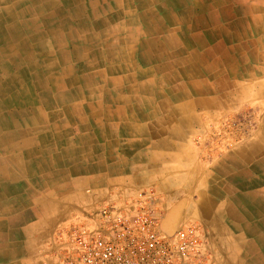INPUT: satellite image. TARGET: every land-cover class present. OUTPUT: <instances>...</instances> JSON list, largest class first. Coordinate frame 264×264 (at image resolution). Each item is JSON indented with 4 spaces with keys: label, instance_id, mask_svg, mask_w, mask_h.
I'll return each mask as SVG.
<instances>
[{
    "label": "crops",
    "instance_id": "1",
    "mask_svg": "<svg viewBox=\"0 0 264 264\" xmlns=\"http://www.w3.org/2000/svg\"><path fill=\"white\" fill-rule=\"evenodd\" d=\"M52 1L0 0V247H8L0 248V260L9 264L56 263L55 231L73 212L114 200L129 188L174 183L184 177L177 171L187 163L192 145L187 122L193 115L171 103L176 96L169 95L164 110L158 111V105L131 114L128 104H117L125 102L124 96L106 95L116 104L107 106L104 115L102 107L92 104L88 111L85 105L80 110L85 97H70V109L63 110L65 102L59 99L49 100L48 106L34 95H14L20 87L19 68L33 63V56L22 62L25 54L16 45L17 34L32 46L33 33L48 36L49 22H80L83 13L93 16L95 7L98 11L108 3ZM5 38L15 48L2 55ZM5 69L11 77H1ZM26 79L31 87L33 80ZM158 98L154 96L155 102H163ZM29 110L41 115L30 116ZM28 115L27 124L18 125ZM162 118L169 124L163 125ZM263 131L261 127L255 141L221 158L218 175L224 187H213L207 198L210 211L201 212L213 264H264ZM236 178L240 190L234 189Z\"/></svg>",
    "mask_w": 264,
    "mask_h": 264
},
{
    "label": "rangeland",
    "instance_id": "2",
    "mask_svg": "<svg viewBox=\"0 0 264 264\" xmlns=\"http://www.w3.org/2000/svg\"><path fill=\"white\" fill-rule=\"evenodd\" d=\"M107 2L106 6H99L98 11L95 7L93 16L83 13L80 22H51L68 37L63 39V44L74 40L73 44L85 53L72 59L73 73L81 75L80 83L76 84H80L79 90L85 95L82 99L85 109L89 110V104L96 105L97 109L102 107L105 115L106 107L110 109L116 104L109 101L113 94L125 97V102L117 104H128L131 114L133 110L148 112L162 105L157 108L159 111L169 105V95L176 96L178 99L171 103L179 111L193 115L187 122L193 131L189 137L192 145L187 150V163L178 167L177 172L184 173V177L174 183H161V188L160 185L129 188L114 200H103L73 212L55 231L58 260L54 264H60L59 232L63 228L75 224L84 214L99 210L104 203L125 205L129 195L138 191L148 195L167 238L188 222L204 223L200 202L213 195V187H224L225 181L218 175L221 158L235 147L255 141L261 127L264 128V0ZM66 17L70 18L68 14ZM94 20L103 22L94 26ZM37 35H40L39 44L50 42L49 35ZM96 36L97 43L87 44ZM17 46L25 54L22 62L28 61L33 44L31 46L24 38ZM68 46L71 49V45ZM53 57L51 61L56 62L60 58L59 54ZM39 63L36 76L30 77L34 84L53 72L47 67L49 63L40 68ZM60 68L58 64L57 70ZM11 76L12 72L7 69L1 75L3 78ZM40 86L35 84L34 97L40 99L49 95L51 100L65 102L64 106L70 105V97L77 96L70 90L57 93L53 85L45 86L47 93H42ZM154 96H161L158 99L163 102H155ZM191 98L194 100L186 102ZM162 121L163 125L169 124V119L168 123L164 118ZM171 121L170 124H174ZM238 183L236 178L235 190L243 188ZM171 211H175L177 222L172 219L174 225L166 229L164 218ZM0 264L9 263L0 260ZM41 264L48 263L44 260Z\"/></svg>",
    "mask_w": 264,
    "mask_h": 264
},
{
    "label": "built area",
    "instance_id": "3",
    "mask_svg": "<svg viewBox=\"0 0 264 264\" xmlns=\"http://www.w3.org/2000/svg\"><path fill=\"white\" fill-rule=\"evenodd\" d=\"M104 203L59 232L60 264H211L205 229L188 222L169 238L146 192Z\"/></svg>",
    "mask_w": 264,
    "mask_h": 264
},
{
    "label": "bare ground",
    "instance_id": "4",
    "mask_svg": "<svg viewBox=\"0 0 264 264\" xmlns=\"http://www.w3.org/2000/svg\"><path fill=\"white\" fill-rule=\"evenodd\" d=\"M71 1H74V0H71ZM51 3H54L52 0H50ZM25 3V2H24ZM26 4V3H25ZM51 15V14H49ZM131 15V14H130ZM52 16V15H51ZM102 20H94L92 21L93 22V25H97V24H100ZM16 22V21H15ZM32 22V21H31ZM103 22V21H102ZM33 24V23H32ZM35 24V23H34ZM2 28V27H1ZM47 28H48V35L50 36L49 38V41L48 44H47V41H43L39 44V42H37V39L40 38V35H37L38 33H33V55L29 54L27 56V59H28V62H30V58L32 57V61L33 63L29 66V68H26V67H23V68H20V70L17 72V75L19 76V83H20V87L19 89L14 93V95H18V96H25L27 97L26 95H34V87H35V84H38L40 85L41 84V89L43 90L42 93H47V91L45 90V86L47 85H53L54 88L56 89L57 93H60L61 91L63 93H65L66 90H70L72 92H74V94H76L78 97H84L85 95H82V91L80 92L79 90V86L80 84H76L77 82L80 83V80H81V75L80 76H77L75 75L73 72L75 70H73L74 66H73V61L72 59L74 57H81V56H84L85 53H82V50L78 49V47L76 46V44H73L75 41L73 40V43L71 41V43H64L63 44V39H67L68 37L65 35V33H62L60 28L58 26H55V25H52L51 22L48 23L47 25ZM4 29V28H3ZM6 29V28H5ZM4 29V30H5ZM9 29V28H8ZM26 29V28H25ZM10 30V29H9ZM29 30V29H27ZM72 32H74V30H71ZM88 31V30H87ZM86 31V32H87ZM59 32V33H58ZM17 34V33H16ZM113 34V33H112ZM72 35V38H73V33H71ZM116 35V34H115ZM114 35V36H115ZM13 36V35H12ZM110 36V35H109ZM24 37L21 36V35H18L16 36V43H18L19 40H23ZM42 40V39H41ZM5 41L7 42V44L3 47V51H2V55L3 54H7V52L11 51L14 47L13 44L10 43V39L9 38H5ZM38 43V44H37ZM91 43H97V36L96 37H91L89 41H87V44H89L90 46H92ZM50 44L52 46H50ZM62 44L64 46H62ZM71 45V49H68V45ZM17 45V44H16ZM89 46V47H90ZM18 47V46H17ZM52 47L56 48V50H53ZM60 47V49L58 48ZM73 47H75V49H72ZM54 48V49H55ZM58 48V49H57ZM47 49V50H45ZM98 49V48H97ZM36 50H41L42 53L40 54H37L35 53ZM69 50V51H68ZM39 53V52H38ZM60 56L59 59H57V62L56 61H51L52 58H54L53 56L55 55H58ZM84 54V55H83ZM5 58V56H3ZM101 60V59H100ZM51 61V62H50ZM40 62V63H39ZM50 62V63H49ZM40 64L39 65V68L42 67V65H45V67L47 66V64L49 63V65L47 67H49L51 70H53V72H50L46 75H44L43 78H39L36 83L34 84H31V85H28V86H31V87H27V79L28 77H31V76H36L37 74V64ZM96 63H98L96 61ZM58 64L62 66V68H60L59 70H57V67H58ZM101 64V63H100ZM5 66V65H4ZM97 66V65H96ZM98 70V69H97ZM85 77V76H84ZM122 83V82H121ZM87 84V83H86ZM43 85V86H42ZM142 86V85H141ZM28 88V89H27ZM80 95V96H79ZM24 97V99H25ZM14 98V97H13ZM34 100H36L35 97H33ZM17 100V99H16ZM51 100L49 95H44L42 96V103L44 105H48L49 104L51 105ZM77 101V100H76ZM86 101V100H84ZM89 102V101H88ZM88 102H86L88 104ZM91 102V101H90ZM41 103V104H42ZM61 102H58V104H60ZM78 103V102H77ZM110 103V102H109ZM14 104V103H13ZM79 104V103H78ZM17 105V104H16ZM83 102L80 103V110H84L83 109ZM5 106V105H4ZM35 107V106H34ZM47 107V106H46ZM62 109L63 110H68L70 109V106H64V105H61ZM101 108V107H100ZM16 109V108H15ZM31 109V108H30ZM37 109V108H36ZM50 109V107H49ZM75 109V108H74ZM77 109V108H76ZM6 110V109H5ZM10 110V109H9ZM8 110V111H9ZM47 110V109H46ZM94 110V109H93ZM7 111V110H6ZM11 111V110H10ZM31 111V110H29ZM73 111V109H72ZM34 114H32V111H31V115L30 116H36L37 114H40L41 113H38L37 110L36 111H33ZM79 112V111H77ZM11 113V112H10ZM17 113V112H16ZM26 111L23 113L25 114ZM63 114V113H62ZM61 114V115H62ZM126 114V113H125ZM12 115V114H10ZM20 115V114H19ZM58 115V114H57ZM44 116V115H43ZM10 117V116H9ZM12 117V116H11ZM23 117V116H22ZM1 118V117H0ZM16 118V117H15ZM31 118V117H30ZM39 118V117H38ZM2 119V118H1ZM21 119V118H19ZM29 119V115H28V118L27 117H24V121H18V125L20 126H23V125H26V121ZM44 120V119H43ZM4 121V120H3ZM6 126H9V125H6ZM10 127V126H9ZM264 129V128H263ZM264 133V131H263ZM252 149V148H251ZM17 158V157H16ZM18 159V158H17ZM3 162V161H2ZM1 162V163H2ZM4 164V163H3ZM6 167V166H5ZM4 167V168H5ZM11 168V167H10ZM7 169V168H6ZM242 169V168H241ZM4 172V171H3ZM6 172V171H5ZM10 172V171H9ZM11 174V173H10ZM13 175V174H12ZM16 175V174H15ZM231 176V175H230ZM242 183V182H241ZM228 186V185H227ZM247 186V185H246ZM228 189V187H227ZM202 202V203H201ZM200 202V207L203 208L202 211L204 214L207 215V212L210 211V209L208 208V204H209V200L204 199L203 201ZM200 209V208H199ZM175 211H171L165 218H164V223H163V226L166 228V229H169L171 228L172 226V219H174L175 217ZM174 221L177 222L176 219H174ZM174 225V224H173ZM163 227V228H164ZM169 231V230H168ZM172 231V230H171ZM10 252V251H9ZM216 262V261H215Z\"/></svg>",
    "mask_w": 264,
    "mask_h": 264
}]
</instances>
